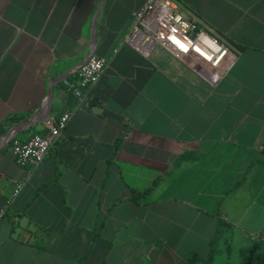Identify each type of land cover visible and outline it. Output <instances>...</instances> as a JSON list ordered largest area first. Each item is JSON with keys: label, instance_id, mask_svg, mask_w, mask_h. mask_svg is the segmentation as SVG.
Here are the masks:
<instances>
[{"label": "crops", "instance_id": "obj_1", "mask_svg": "<svg viewBox=\"0 0 264 264\" xmlns=\"http://www.w3.org/2000/svg\"><path fill=\"white\" fill-rule=\"evenodd\" d=\"M147 1L0 0V264H232L231 241L206 260L218 209L233 232H264V0H180L236 54L217 84L126 41ZM92 54L112 60L91 107L19 165L13 140L75 106L64 80ZM186 151L199 159L173 169Z\"/></svg>", "mask_w": 264, "mask_h": 264}, {"label": "built area", "instance_id": "obj_2", "mask_svg": "<svg viewBox=\"0 0 264 264\" xmlns=\"http://www.w3.org/2000/svg\"><path fill=\"white\" fill-rule=\"evenodd\" d=\"M126 41L148 53L162 45L199 72L212 84H217L232 66L236 54L198 22L186 16L175 0H148L135 13L134 24ZM111 58L92 54L78 69L74 78L64 80L70 94L76 98L73 108L56 117L44 120L45 132L30 139H14L11 151L19 165L38 167L61 139L74 113L91 107L94 89L98 85ZM23 183L17 182L14 195ZM264 238V232L252 234V239Z\"/></svg>", "mask_w": 264, "mask_h": 264}, {"label": "trees", "instance_id": "obj_3", "mask_svg": "<svg viewBox=\"0 0 264 264\" xmlns=\"http://www.w3.org/2000/svg\"><path fill=\"white\" fill-rule=\"evenodd\" d=\"M199 159V154L196 151H186L182 153L174 163L173 169H176L183 162L186 161H197ZM257 162L264 164V146L262 150V157L257 160ZM163 179V175L157 176L153 183L144 190H133L132 200L135 203H140L142 199L147 196ZM218 222L216 225L215 232L209 241V255L207 257V262H212L215 255L219 251V246L222 242L229 243V239L232 237L233 223L229 221L220 211L217 210ZM228 249H231L230 246ZM264 255V238L252 239L250 238L249 244L243 246L240 249L241 261L240 264H256L262 260ZM199 256L195 253L189 260L187 264H195Z\"/></svg>", "mask_w": 264, "mask_h": 264}, {"label": "rangeland", "instance_id": "obj_4", "mask_svg": "<svg viewBox=\"0 0 264 264\" xmlns=\"http://www.w3.org/2000/svg\"><path fill=\"white\" fill-rule=\"evenodd\" d=\"M175 1L179 4V6H182L184 8V10H186L185 7L182 5L180 0H175ZM263 220H264V217L258 216L257 218H253L251 220V222H252V224L256 225L257 223H264ZM258 228H261V227H256L257 230L255 229V232L252 234H257V233L263 232L262 231L263 229H258ZM259 230H261V231H259ZM233 233H234V235L229 239V241H231V243H232V247H231L232 260L231 261H232V264H240L241 256H240L239 248L244 242H246V241H248V239L252 238V234H250L249 232L245 234L240 227L235 229L234 232H232V234ZM222 245H223V249L226 250L227 244L225 242H223ZM256 264H264V255H263L262 260H260Z\"/></svg>", "mask_w": 264, "mask_h": 264}]
</instances>
